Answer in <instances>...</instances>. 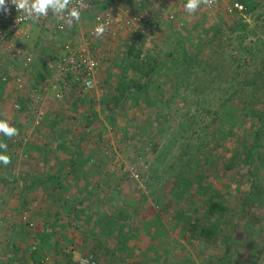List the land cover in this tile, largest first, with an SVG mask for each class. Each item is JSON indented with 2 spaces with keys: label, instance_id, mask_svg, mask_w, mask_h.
I'll use <instances>...</instances> for the list:
<instances>
[{
  "label": "rangeland",
  "instance_id": "obj_1",
  "mask_svg": "<svg viewBox=\"0 0 264 264\" xmlns=\"http://www.w3.org/2000/svg\"><path fill=\"white\" fill-rule=\"evenodd\" d=\"M237 2L245 12L229 14L227 8ZM185 3L105 0L102 5L120 16L124 11L139 14L158 8L164 12V20L148 41L127 28L115 37L92 41L100 69L97 87L87 93L72 89L55 100L58 90L48 86L45 69L64 45L86 37L91 19H83L81 32L66 36L54 37L34 29L31 38L21 44L30 57L26 67L22 61L2 59L1 74L7 81L0 82V120H7L18 135L7 138L13 145L9 143L6 151L14 161L0 174L5 182L0 181V195L7 188L9 196L6 205L0 201V261L15 257L12 246L18 248L20 257L34 244L42 264H78L88 256L98 264H117V260L120 264H219L225 253L222 241L189 244L187 232L176 222L180 212H203L205 198L200 187H209L231 204L224 225L236 227L231 261L223 264H234V260L264 264V252L258 255L264 247V202H253L248 213L240 206L251 194L248 177L258 186L264 185V145L256 150L260 158L252 168L248 169L241 157L242 142L250 147L253 134L264 123V0H215L211 6L201 0L192 14L185 11ZM167 11L173 13V21L166 20ZM131 46L134 50L129 54ZM138 52L140 62L147 64L143 72L154 69L155 75L147 96L130 95L132 102L123 110L115 104L119 97L116 87L123 74L140 76L130 67ZM123 64L129 65L126 72ZM34 91L41 98L39 104L34 102ZM19 102L27 116L15 110ZM31 109L43 111V124L35 123ZM90 111L96 117L88 124ZM63 132L70 142L56 155L53 140ZM80 136L82 157H77L74 165L80 166L83 160L87 163L63 185L91 179L94 190L88 194L89 185L86 202L62 208L64 227L56 231L64 243L60 248L64 259L56 263L50 242L39 243L35 228L39 216L32 210L35 205L27 203L19 212L13 210V204L19 201L17 193L25 189L27 180L45 173L47 164L39 160L41 155L35 149L46 148L48 156L66 159L67 152L78 146L73 140ZM20 140L26 146H16ZM89 165L94 166L92 175L87 172ZM75 185L79 187L76 190L83 188ZM24 196L30 201V194ZM78 196L83 198L82 193ZM251 215L253 221L259 220L252 232L246 231L251 227ZM109 219L111 225L105 226ZM126 221L132 225L130 232ZM25 223L32 225L31 230L24 232ZM89 233L103 234L100 249L85 241Z\"/></svg>",
  "mask_w": 264,
  "mask_h": 264
},
{
  "label": "built area",
  "instance_id": "obj_2",
  "mask_svg": "<svg viewBox=\"0 0 264 264\" xmlns=\"http://www.w3.org/2000/svg\"><path fill=\"white\" fill-rule=\"evenodd\" d=\"M140 2V0H136ZM206 5L211 6L215 0H202ZM17 0H6L4 10L0 11V82L5 83L6 77L2 72V59L7 58L13 61H22L24 66H28L30 57H27L21 44L31 38L34 29L57 37L59 35L75 34L81 32L83 19H91V24L87 31L86 37L81 36L76 43L64 45L57 58L48 63L49 75L47 84L53 89H57L55 100H61L63 93H69L75 89L81 93H87L95 89L98 85L99 62L95 54L92 41L97 38H111L122 28L133 30L139 37L145 40L153 38L164 20V13L158 8L131 14L124 11L120 16L106 8L103 4L105 0H70V7L79 10L78 20H74L71 25L67 23L69 19L67 13L59 16L51 11L47 16H41L35 19H26L22 10L15 8ZM98 7H105L99 8ZM97 10V11H96ZM245 7L241 3H233L227 8L229 14H242ZM173 13L166 12V20H174ZM104 26L102 34L97 35L96 29L100 25ZM20 86V81L17 80ZM34 95L36 91L33 92ZM35 104L41 102L39 96H34ZM36 97V98H35ZM16 111H20L19 104L14 106ZM35 123H42L44 114L39 109H31ZM98 264L92 257L88 256L80 259L78 264Z\"/></svg>",
  "mask_w": 264,
  "mask_h": 264
},
{
  "label": "trees",
  "instance_id": "obj_3",
  "mask_svg": "<svg viewBox=\"0 0 264 264\" xmlns=\"http://www.w3.org/2000/svg\"><path fill=\"white\" fill-rule=\"evenodd\" d=\"M134 46H131L128 53L131 54ZM140 52H138L135 55V58H133V61L130 63L131 69H134V73L139 72L140 76H137L136 74H133V78H129L125 76L124 74L121 76L118 82V86L116 87V91L119 93V97L115 99V104L117 105V108L125 109L127 104L130 103L132 99H128L129 96L137 97V96H143L144 98L147 96L146 89L149 86L151 80L154 77V69L147 70L146 73L143 72V69L147 67V64L144 62H140L139 59ZM129 66V65H127ZM127 66H122V69L125 70V72L129 69ZM49 69L46 68L45 71H48ZM132 75V76H133ZM137 76V77H135ZM141 81H145V84H141ZM132 97V98H133ZM132 102V101H131ZM21 107L20 114L27 116L28 112L23 111L24 107L21 102L18 103ZM93 117H96L95 114H93L91 111L89 112V115L87 116V123H92ZM28 118V117H27ZM44 122V120H43ZM43 122L41 124H43ZM60 135H57L54 138V144H55V152L56 155H61L64 144L69 143V139H66V136L64 135V132ZM64 136V137H63ZM7 136H4V138H0V155H7L8 157V163L3 164L0 163V174H5V169L10 167V165L14 160L12 159L10 153H7V148L9 147V143L12 144L10 141L7 142ZM10 138V137H9ZM8 138V139H9ZM264 138V123L260 126V128L253 134L252 141L253 144L249 147L246 146V143L243 145V151H241V157H244L243 163L245 166H248V169L252 168L254 165H256L258 158H260V154L256 151L258 148L263 147L262 140ZM75 143H77V148L70 152H67L66 159H61L62 157L58 158V156H48V151L46 148L42 149H35L38 153H40L39 160L44 161L47 165H49L48 171H45L44 175L40 177L33 178L31 180L32 185L30 187H35L37 190H43L45 193H48L49 195H54L55 192L58 190L65 189L66 191L69 190L68 188H65L63 183L64 181L69 178L70 176H73L74 174H77L76 171L78 170V167L84 166L86 162L84 160L80 162V166H78L76 169H74V163L77 157H82V153L79 151V144L83 141V136H80L79 138L73 140ZM16 141H14L15 143ZM26 143L23 140L19 141V144L16 146H26ZM9 149V148H8ZM12 152V155H14V152ZM16 156V154L14 155ZM44 163V164H45ZM63 166H62V164ZM54 165H60V168L58 171H53ZM90 167V168H89ZM94 166L89 165L88 171L92 175L94 173ZM249 172V171H248ZM247 174L251 176L250 173ZM83 176H87V173L83 172ZM75 179V178H74ZM77 179V178H76ZM78 180V179H77ZM0 181L5 184V182L0 178ZM251 181V182H250ZM250 182V185L248 187L251 188L250 195H247L244 199V201L240 204L241 210L243 213H248L250 208L253 206V202L263 203L264 202V185H259L252 183V180H250V177H248L247 183ZM8 184V183H6ZM5 186V185H4ZM79 188L77 185L73 186V188ZM87 187V186H86ZM85 188L78 189L77 192L82 193L85 191ZM34 189V190H35ZM31 188L28 189V187H25L24 190L21 189L23 192H18L17 196H19V201H15L13 204V210H22L27 203H29V200L27 197L24 196L25 193H28L31 195ZM200 190H202L203 196L202 198H205L204 201H202V207L203 212L199 214L197 209H191L188 210L187 214L184 212H180L177 214L176 222L179 221V223L182 226V229L187 232L186 240L189 244H194L195 241H198L199 243H209L212 242V244H216L219 241H222L223 246H225V253L224 255L218 259L219 264H223L225 261H231L230 259V252L232 250V246H234L233 236L235 235V229L236 227L229 228L224 225V219L229 217L232 208L230 207L231 204L225 202L223 199V196H220L218 193L211 190V188L206 187H200ZM5 192H1L0 195V201L4 203V205L7 204L9 196L8 189L6 188L4 190ZM39 193V192H38ZM28 196V195H27ZM255 200V201H254ZM252 217L251 221H248V224H250L251 227H248L246 231H251L254 229V226L257 224V221H253L254 217ZM246 222V221H245ZM23 226V225H22ZM31 224L25 223L23 230L28 228L31 230ZM35 228H37V225H35ZM128 230L131 231L130 227ZM18 231H20L18 229ZM28 234V233H27ZM27 236V235H26ZM42 237V235H40ZM25 238V237H23ZM43 238L45 239L46 236ZM47 241V238L44 240ZM15 249H14V248ZM11 253L12 256L15 257H7L5 261H0V264H27L29 261H32V264H42V261L39 259V256L37 254L38 247L37 245H30L28 248H25L24 251L21 252L20 257H18V248L16 246L11 247ZM122 248V247H121ZM9 252V251H8ZM264 247L262 248V251H259L258 255L259 257L263 255ZM10 253V252H9ZM7 254V253H6ZM10 258V259H9ZM17 258V262L15 260ZM29 260V261H28ZM233 262V261H232ZM117 264H120L117 262ZM234 264H239L238 261L234 260Z\"/></svg>",
  "mask_w": 264,
  "mask_h": 264
},
{
  "label": "crops",
  "instance_id": "obj_4",
  "mask_svg": "<svg viewBox=\"0 0 264 264\" xmlns=\"http://www.w3.org/2000/svg\"><path fill=\"white\" fill-rule=\"evenodd\" d=\"M63 166V164H62ZM45 171H48L49 169V165H46L45 167ZM60 168V165H54L53 166V171H58ZM77 166L74 165V169H76ZM90 168V167H89ZM70 184H82L81 186L83 188H85L86 186L87 187H90L93 185V183L95 182H91V179H86L85 181L83 182H79L78 180H73V181H70L68 182L67 184H64V187L65 188H71V189H74L73 192L71 193V189L69 190H65L63 189L62 190H58L57 192H55L54 195H49L48 193H43V190L41 192H37V191H40V190H36L35 187H30L32 185V182L27 180V184H26V187L31 188V197H29L30 201L29 203L31 205H35L34 206V209L33 212H35V210L37 211V214L39 216V221L36 222V225H37V235L40 236L42 235V237L40 236V241L39 243L41 245H46V242L48 241V243L50 242V250H51V256H52V259L58 263V262H61L62 259H64V256L62 255L61 253V249L60 248H63L61 246L64 245L63 241L60 240L58 238L59 236V232H61L60 228L64 227L63 224H64V220L66 219L65 218H62L60 216H63L65 215L64 211L62 210V208L64 207V205H71L72 203H80V202H83V201H87V198H84V194L87 192V191H83L82 194H83V198L80 199V197L78 195H80L79 192H77L76 188H73V185H69ZM90 185V186H89ZM80 186V185H79ZM35 189V190H34ZM94 190L93 186L89 189L88 191V194ZM71 193V194H70ZM80 201V202H79ZM76 203V204H77ZM32 213V212H31ZM35 214V213H34ZM36 215V214H35ZM75 216V215H74ZM72 217V216H70ZM68 218V217H67ZM110 219L108 220V222L105 224V226L107 225H111L110 223ZM128 222L126 221L125 224H127ZM62 226V227H61ZM127 227L132 230V225H130L128 223ZM57 230V231H56ZM130 232V230H129ZM66 235H68L67 233H65ZM43 236L47 237V241L45 242ZM87 239L88 240H85V241H89V243H92L94 244L96 247H102V245L100 244H103V240H104V236L103 234H95L94 236H92L90 233L89 235H86ZM129 237H131V234L127 235ZM126 238V237H125ZM127 239H125V242L128 243L126 241ZM86 243V242H85ZM121 244L124 245V241L121 243L120 242V246ZM100 249V248H99ZM121 249V247H120ZM100 251V250H99ZM54 254V255H52ZM112 260L113 262L115 261L114 258H116L115 256V251L114 253L112 254ZM117 260V259H116ZM116 262H119V260H117Z\"/></svg>",
  "mask_w": 264,
  "mask_h": 264
},
{
  "label": "clouds",
  "instance_id": "obj_5",
  "mask_svg": "<svg viewBox=\"0 0 264 264\" xmlns=\"http://www.w3.org/2000/svg\"><path fill=\"white\" fill-rule=\"evenodd\" d=\"M6 0H0V11L4 10ZM201 0H186L184 5L185 11L189 14L195 13L200 7ZM15 8L22 10L26 19H35L41 16H47L49 11L63 16L67 13L69 19L67 23L72 24L74 20H78L80 13L75 7H70V0H17ZM104 26L101 24L97 27V35L102 34ZM0 134L7 137L18 135V130L11 127L7 120H0ZM2 147V146H0ZM7 155H0V163L7 164ZM84 264H87L85 261Z\"/></svg>",
  "mask_w": 264,
  "mask_h": 264
}]
</instances>
